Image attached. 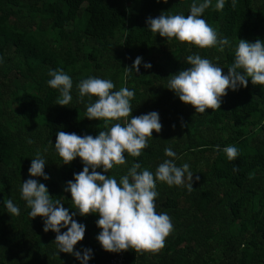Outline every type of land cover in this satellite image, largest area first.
Returning a JSON list of instances; mask_svg holds the SVG:
<instances>
[{
    "label": "trees",
    "instance_id": "trees-1",
    "mask_svg": "<svg viewBox=\"0 0 264 264\" xmlns=\"http://www.w3.org/2000/svg\"><path fill=\"white\" fill-rule=\"evenodd\" d=\"M191 3L0 0V264H80L69 253L56 255V233L43 230L39 215L29 217L20 186L29 177L31 158L40 151L48 161L44 171L49 179L33 178L47 186L53 199L75 211L64 189L83 165L79 157L63 164L51 142L58 130L93 136L105 130L102 120L84 117L86 104L78 99L76 85L88 76L111 79L114 90L134 89L130 115L155 110L162 124L140 156L126 154L127 163L108 174L119 180L136 161L141 169L154 172L168 158L166 147L177 153L178 166L186 162L193 172L192 191L157 183L156 210L168 213L174 226L164 247L155 253L125 250L122 264H264V85L249 79L246 87L227 90L220 109L209 108L204 114L195 113L165 87L171 74L188 67L185 59L194 53L226 74L238 39L264 40V0H238L235 7L228 0L223 10H205L206 22L230 41L222 52L169 42L147 28V17L162 12L187 15ZM137 56L142 57L140 71L126 78L125 67ZM143 62L152 67L144 68ZM58 68L73 79L68 106L55 104L59 93L47 84L49 70ZM226 145L238 148L235 160L226 158ZM9 198L20 207L18 216L7 212L3 201ZM73 218L86 225L74 249L93 250L88 264H107L119 253L104 250L97 241L98 214Z\"/></svg>",
    "mask_w": 264,
    "mask_h": 264
},
{
    "label": "clouds",
    "instance_id": "clouds-1",
    "mask_svg": "<svg viewBox=\"0 0 264 264\" xmlns=\"http://www.w3.org/2000/svg\"><path fill=\"white\" fill-rule=\"evenodd\" d=\"M166 3L167 0H164ZM228 0H192L187 15L182 13L163 14L147 17V28L154 34L167 38L169 42H187L199 48L216 47L223 51L230 44L227 37H221L217 30L206 22L203 13L213 7L220 11ZM235 7L238 0H230ZM234 60L228 66L226 74L222 67L198 53L185 59L188 67L171 74L165 86L180 101L191 105L195 113L204 114L206 109H220L222 97L227 90L246 87L249 79L253 85H264V40L254 42L238 39L233 49ZM4 58L0 56V63ZM142 57L137 56L130 67L126 68V78L140 71ZM144 68H151L150 62H143ZM47 84L58 91L56 103L68 106L73 97V79L63 68L50 69ZM78 99L86 104L85 116L88 119L103 121L105 130L95 136L78 135L75 132L56 131L55 143L51 144L63 164L79 157L83 168L73 173V179L66 182L65 191L71 194V204L75 211L63 206L61 199H53L47 186L33 177L49 179L44 171L48 162L37 151L31 158L28 168L29 177L20 186V196L30 209V218L40 216L43 230L56 233L54 243L58 252L69 253L80 264H88L93 250L74 246L84 237L86 225L78 222L77 214L85 216L98 214L96 225L100 231L96 235L101 247L110 252L132 249L135 253L158 252L165 244L166 237L173 231L171 218L166 212H157L156 198L159 196L157 183L171 186H184L193 190V172L188 163L176 164L177 153L172 147L164 149L165 156L153 172L149 168L141 169L136 161L127 168L125 174L117 180L109 170L127 163L126 154L138 157L149 146L155 130L162 129L158 111H149L131 116L135 90L126 86L116 89L111 79L88 76L76 85ZM87 98V100H85ZM28 143H33L31 138ZM221 150L220 145H216ZM47 151V149H45ZM222 151L229 161L235 160L239 150L235 145H226ZM91 169V171H90ZM101 169L102 171H97ZM235 169V166H234ZM199 180V176L195 177ZM10 215H19L20 207L9 198L3 201ZM66 231L61 232V229Z\"/></svg>",
    "mask_w": 264,
    "mask_h": 264
},
{
    "label": "built area",
    "instance_id": "built-area-1",
    "mask_svg": "<svg viewBox=\"0 0 264 264\" xmlns=\"http://www.w3.org/2000/svg\"><path fill=\"white\" fill-rule=\"evenodd\" d=\"M125 250L120 251L117 255L111 257L107 264H122L124 262Z\"/></svg>",
    "mask_w": 264,
    "mask_h": 264
}]
</instances>
